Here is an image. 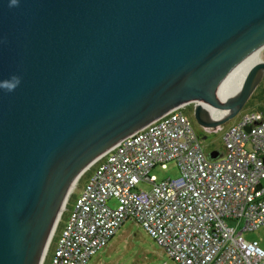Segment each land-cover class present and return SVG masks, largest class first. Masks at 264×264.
<instances>
[{"label":"water","instance_id":"95a60500","mask_svg":"<svg viewBox=\"0 0 264 264\" xmlns=\"http://www.w3.org/2000/svg\"><path fill=\"white\" fill-rule=\"evenodd\" d=\"M262 48L264 0H0V264H42L76 179L144 126L194 98L202 128L240 114L264 62L218 91Z\"/></svg>","mask_w":264,"mask_h":264},{"label":"built area","instance_id":"2783aa9c","mask_svg":"<svg viewBox=\"0 0 264 264\" xmlns=\"http://www.w3.org/2000/svg\"><path fill=\"white\" fill-rule=\"evenodd\" d=\"M198 104L189 101L152 121L80 176L90 173L50 264H88L128 221L141 225L172 264H264L259 242L243 236L264 226V116L243 113L225 130L224 150H212L218 152L212 159L187 113ZM170 163L178 176L158 180L152 171Z\"/></svg>","mask_w":264,"mask_h":264},{"label":"rangeland","instance_id":"374dc122","mask_svg":"<svg viewBox=\"0 0 264 264\" xmlns=\"http://www.w3.org/2000/svg\"><path fill=\"white\" fill-rule=\"evenodd\" d=\"M262 58L264 60V51H262ZM259 86L260 88H264V75L261 81L259 82L257 88L254 90L253 94L256 91H260V88L258 89ZM255 103L258 104V102H253V104ZM246 106L247 103L244 109L240 112V114H238L235 118L231 119L222 126L210 130L207 128L206 131L203 130L204 132L203 135L206 136V139H203V147L207 153H209L212 150H218L221 152L224 150L223 133L229 126L235 123L243 113L247 111L259 112L256 109V107H254V105H250L249 107ZM262 108H263L262 110L264 111V102L262 103ZM188 114L189 116L194 117L192 113H188ZM200 128L202 129V127L198 125V130ZM152 173L157 177L158 180L167 179L169 177L174 178L178 176L177 167L173 163H170L166 168H161L160 166H158L152 171ZM89 176L90 173L84 176L81 181H80L81 178H79L78 181H76V184L73 185L72 187V189L75 188L77 183L80 182L77 185V188L73 193V196L70 198L66 209L64 210L65 217L68 216V219L70 212L73 209L74 203L76 199L79 197L81 190H83V187L85 186ZM262 184L264 187V180L262 181ZM139 188L143 190H148L149 185L140 184ZM115 203H116L115 201L111 202V204H115ZM233 226H235V224ZM242 226L243 224H240L238 229L242 228ZM58 236L56 234L54 235L53 238H55V242L57 241ZM243 236L248 241H258L260 246L264 249V226L253 232H244ZM55 244L52 245L53 247L49 245L50 248L48 247L49 250L47 249L48 252L46 251L47 253L46 260L42 261L43 264H50L51 257L53 254V248L55 247ZM163 262H168V264H172L171 261L166 257L161 247L145 231V229L141 225L133 221H128L118 230L112 241L105 248L99 250L91 258L88 264H161Z\"/></svg>","mask_w":264,"mask_h":264},{"label":"bare ground","instance_id":"6f19581e","mask_svg":"<svg viewBox=\"0 0 264 264\" xmlns=\"http://www.w3.org/2000/svg\"><path fill=\"white\" fill-rule=\"evenodd\" d=\"M263 50H264V48H262L261 50H259L258 52H256L255 54H253L252 56H250L249 58H247L243 62H241L228 75V77L223 81L222 85L219 88L218 93H219L220 96H222V97H232V96L238 95L241 92V90L243 89V87H244V85L246 83V80H247L250 72L253 70V68L255 66H257L258 64L264 62V60L262 58V51ZM194 99H197V98H194ZM198 101H200V103L207 102V101H204V100H198ZM210 104L212 105L211 115H212V118H214V119H222V118H224L225 116L228 115V113L231 110V108L229 106H226L224 104H214V103H210ZM80 176L76 179V181H78ZM76 181H75V183L73 185L76 184ZM71 190H72V188H71ZM71 190H70V192H69V194L67 196V199H68V197H69V195L71 193ZM67 199H66V201H67ZM65 204H66V202H65ZM65 204H64V206H65ZM58 221H59V219H58Z\"/></svg>","mask_w":264,"mask_h":264},{"label":"trees","instance_id":"16d2710c","mask_svg":"<svg viewBox=\"0 0 264 264\" xmlns=\"http://www.w3.org/2000/svg\"><path fill=\"white\" fill-rule=\"evenodd\" d=\"M260 88V86L258 87V89ZM257 89V90H258ZM253 102H258V104H253ZM264 102V88H260V91H256L251 98L249 99V101L247 102V106L249 107L250 105H254V107H256V109L264 116V111L262 110V103ZM257 112V111H256ZM201 131H198V134L201 138L204 137L203 135V129L200 128ZM88 175L87 172L85 174V176ZM60 226V224H59ZM58 226V228H59ZM55 241V238L53 239L52 243Z\"/></svg>","mask_w":264,"mask_h":264},{"label":"crops","instance_id":"0c3cea01","mask_svg":"<svg viewBox=\"0 0 264 264\" xmlns=\"http://www.w3.org/2000/svg\"><path fill=\"white\" fill-rule=\"evenodd\" d=\"M263 185V184H262ZM262 188L264 189V187L262 186ZM68 220V216L67 217H65V214H63V216H62V218H61V222L59 223L60 224V226H59V228H57V236L60 234V232H61V230H62V228H63V226H64V224H65V222ZM56 242L54 241L52 244H51V246L53 245V244H55ZM53 247V246H52ZM52 247H51V250H52ZM55 247H56V244H55ZM55 247L53 248V251L55 250Z\"/></svg>","mask_w":264,"mask_h":264},{"label":"clouds","instance_id":"9594fccd","mask_svg":"<svg viewBox=\"0 0 264 264\" xmlns=\"http://www.w3.org/2000/svg\"><path fill=\"white\" fill-rule=\"evenodd\" d=\"M18 3H19V0H9V7L17 6Z\"/></svg>","mask_w":264,"mask_h":264},{"label":"flooded vegetation","instance_id":"af4514ba","mask_svg":"<svg viewBox=\"0 0 264 264\" xmlns=\"http://www.w3.org/2000/svg\"><path fill=\"white\" fill-rule=\"evenodd\" d=\"M187 112H188V113H192L191 109H188ZM190 117H191V119L193 120L196 129L198 130V125H197L196 121L194 120V117H192V116H190ZM198 131H201V130L199 129Z\"/></svg>","mask_w":264,"mask_h":264}]
</instances>
